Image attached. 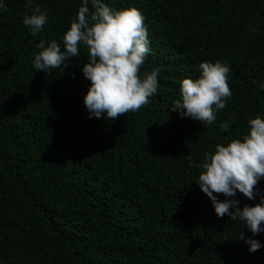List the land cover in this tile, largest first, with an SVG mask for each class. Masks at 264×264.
<instances>
[{
	"label": "trees",
	"instance_id": "1",
	"mask_svg": "<svg viewBox=\"0 0 264 264\" xmlns=\"http://www.w3.org/2000/svg\"><path fill=\"white\" fill-rule=\"evenodd\" d=\"M0 10V264H264L239 219L219 217L193 167L264 117V0H105L145 16L160 69L139 111L89 118L82 66L36 70L41 40L62 44L82 0H5ZM48 12L33 36L23 18ZM227 62L232 95L206 125L172 109L204 61ZM235 114L236 119H233ZM230 121L225 131L221 123ZM264 195V179L256 186ZM221 200L223 194H218ZM240 206L254 205L237 192ZM256 239L264 243V233Z\"/></svg>",
	"mask_w": 264,
	"mask_h": 264
},
{
	"label": "clouds",
	"instance_id": "2",
	"mask_svg": "<svg viewBox=\"0 0 264 264\" xmlns=\"http://www.w3.org/2000/svg\"><path fill=\"white\" fill-rule=\"evenodd\" d=\"M35 0H28L32 7ZM5 0H0V10H6ZM48 12L35 6L23 23L30 27L33 36L43 31L48 21ZM150 39L145 16L135 6L115 9L105 0H82L78 13L70 23L62 40H41L40 51L34 55L36 70L49 72L65 68L73 57L80 54V46L88 50L87 62L82 72L90 81L84 95V104L89 118L116 119L128 112H136L150 103V97L158 91L160 69L140 73L150 52ZM198 78L186 77L181 82L180 97L172 104L181 118L188 117L213 124L217 112L226 107V100L232 95L229 86L230 66L220 60L204 61L200 64ZM264 88V84L260 85ZM233 119H236L235 114ZM227 131L230 121L221 123ZM248 132L242 138L227 143H218L215 151L204 154L202 161L193 167L201 172L196 181L210 198L216 214L223 218L239 219L251 236L241 232L239 239L245 240L249 251L255 253L264 247L255 237L264 233V195L256 187L264 179V117L257 115L248 121ZM250 200L260 201L254 205L240 206L237 192ZM218 194H223L221 200Z\"/></svg>",
	"mask_w": 264,
	"mask_h": 264
}]
</instances>
